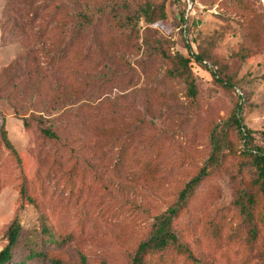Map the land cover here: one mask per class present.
I'll return each mask as SVG.
<instances>
[{"label": "rangeland", "instance_id": "obj_1", "mask_svg": "<svg viewBox=\"0 0 264 264\" xmlns=\"http://www.w3.org/2000/svg\"><path fill=\"white\" fill-rule=\"evenodd\" d=\"M7 1L0 0V250L12 220L17 217L22 225L8 264L32 246L48 254L27 264H53L55 258L58 264H79L80 254L88 264H130L155 217L176 202L180 189L203 166L207 175L174 222L182 241L205 264H264V228L255 226L251 250L245 242L252 224L240 218L234 205L241 174L250 176L248 170L238 172L245 159L225 158L221 166L207 161L214 131L226 129L228 139L240 146L228 122L239 106L254 143L264 145V2L133 0L146 11L133 29H115L106 12L93 17L98 38L120 39L117 49L95 48L90 33L67 62L50 70L45 53L54 50L38 41L41 21L31 19L39 0H9L8 11ZM120 1L86 4L98 12ZM152 46L158 47L157 55ZM77 50L81 66L73 69ZM190 51L204 55L232 85L220 84L212 71L193 61L197 94L189 99L182 80L166 76L165 55ZM136 115L147 121L136 147L156 158L158 172L150 181L117 180L112 174L116 148L106 134L113 131L126 139ZM23 117L31 121L29 128ZM2 123L37 206L19 199L18 168L2 142ZM40 126L50 127L60 141L45 139ZM94 134L106 140L96 142ZM75 156L86 174L70 187ZM41 221L62 234L64 243L44 242ZM218 221L225 222L214 235L211 227Z\"/></svg>", "mask_w": 264, "mask_h": 264}, {"label": "trees", "instance_id": "obj_2", "mask_svg": "<svg viewBox=\"0 0 264 264\" xmlns=\"http://www.w3.org/2000/svg\"><path fill=\"white\" fill-rule=\"evenodd\" d=\"M21 1L29 2L31 0ZM187 1L190 2L192 0ZM86 2L87 0H39V3L35 6L31 19L41 21V25L37 28V39L38 41L43 39L42 42L52 46L54 50L52 54L45 53V63L50 70L59 69L63 63L67 62L71 50L76 48L78 43L90 33L92 34V40L94 39L95 48L102 49V46H107L117 49L115 47L119 44L120 39L107 37L103 40L98 38L96 20L93 19L95 14L99 18V16H104L106 12V18H108L109 22L116 25L118 28L116 26L113 27L118 30L126 27L133 29L135 21L140 16L146 15V11L133 0L114 2L107 9H101L98 12L92 11V6L86 4ZM11 5L12 3L8 0L4 7L8 11L11 10ZM157 48V46H152L150 50L155 51L154 54L157 55ZM189 53V55H184L175 52L172 55H165V58L169 61L166 76L169 79L182 80L185 85V94L189 99H194L197 94V85L191 68L193 61L212 71L215 80L220 84L232 85L227 79L222 78L219 72L212 70L213 65L208 63L204 55L191 51ZM76 54L75 58L77 61L72 66L73 69H79L81 66V59L78 56L80 51L77 50ZM236 91L241 95L239 89H236ZM241 109V106L237 107L228 119L229 125L238 132L240 146H235V143L228 139L226 129L220 132L214 131L211 135L210 153L207 161L208 166H221L225 158L226 160L231 157L245 159L244 163H240L238 172L241 174L242 170H248L250 176L245 177L241 174L234 205L239 212L240 218L252 224V229L249 230L251 236L245 242V244H249L252 250L253 237L257 234L255 226L260 225L264 228V145L254 143L253 131L244 125L240 118ZM134 119L136 126L126 131V139L121 138L120 140L119 136L114 134L113 131L106 134L108 140L111 138V144L116 148L112 174L117 180L150 181L154 178L155 173L158 172L159 164L155 157H145L142 153H139L136 145L137 141L142 137V129L147 124V121L143 115H136ZM34 120L38 124L41 123L39 118ZM22 124L25 128H29L31 121L28 117H23ZM39 131L49 141L54 143L60 141L59 135L50 127L40 126ZM94 135L98 136L96 142L99 141L101 143L105 139L98 134ZM1 138L5 149L13 156L18 168L20 180L19 199L37 206L36 199L29 190L31 180L27 178L23 171L21 159L7 137L4 123L1 126ZM105 146L106 144L101 145V147ZM85 174L84 169L79 168L75 156L69 169L68 184L70 187L77 180L83 181ZM206 175L207 169L206 166H203L180 189L176 202L155 217L150 235L139 242L132 254L130 264H205L202 258L194 254L189 246L182 241L180 234L174 227V222L185 211L194 194V188ZM224 222L218 221L212 225V231L213 227L216 229V231H213L214 235L218 234L217 228L222 227ZM21 228L22 225L17 217L7 227V242L0 250V264L11 262L13 249L19 242ZM40 233L43 235V241L47 243L63 244L65 241V237L48 228L45 221H41ZM47 254L36 246H32L27 254L20 259H16L14 263L27 264L28 260L44 258ZM57 259H53V264L60 262V259ZM79 264H88L84 254L79 255Z\"/></svg>", "mask_w": 264, "mask_h": 264}, {"label": "built area", "instance_id": "obj_3", "mask_svg": "<svg viewBox=\"0 0 264 264\" xmlns=\"http://www.w3.org/2000/svg\"><path fill=\"white\" fill-rule=\"evenodd\" d=\"M261 2H264V0H260Z\"/></svg>", "mask_w": 264, "mask_h": 264}]
</instances>
